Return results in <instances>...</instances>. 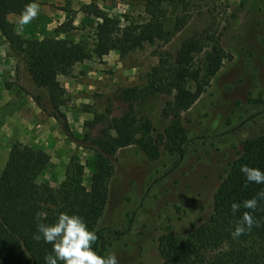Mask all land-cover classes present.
<instances>
[{"label": "rangeland", "instance_id": "rangeland-1", "mask_svg": "<svg viewBox=\"0 0 264 264\" xmlns=\"http://www.w3.org/2000/svg\"><path fill=\"white\" fill-rule=\"evenodd\" d=\"M50 1L38 0L37 17L23 28L16 23L18 17H8L21 41L66 39L82 42L90 49L99 22L93 11L117 18L121 25L126 18L134 22L143 18L142 6L136 0H79L75 5L69 0ZM214 2L215 17L195 15L162 48L144 45L124 56L111 51L101 59L92 57L75 65L68 77H58L68 134L55 120L57 127L49 126L52 118L32 100L38 96L50 112L46 93L34 86L22 55L12 50L0 34V171L9 151L4 144L14 134L20 144L32 143L39 128L45 126L46 136L37 142L52 145L47 152L51 162L39 181L55 187L62 181L71 157L83 164L91 158L75 143L82 137L83 124L94 114H104L106 108L112 109V116H119L122 106L115 95L125 88L142 87L150 69L158 63V52L174 56L182 42L200 35L215 18L216 34L231 59L225 61L198 101L181 115L180 125L189 140L184 157L179 159L163 148L154 161L135 147L117 152L107 203L96 229L122 232L131 226L130 232L117 241L107 236L106 255L114 253L118 264H160L158 237L167 232L183 235L190 223L207 216L213 195L238 157L241 144L264 138V0H248L242 7L240 0ZM233 10L238 12L237 20L223 29ZM166 100L157 96L135 104L137 116L146 118L159 135H164L170 123L161 117ZM6 121L8 128L4 131ZM88 178L89 171L85 170L86 188Z\"/></svg>", "mask_w": 264, "mask_h": 264}, {"label": "trees", "instance_id": "trees-1", "mask_svg": "<svg viewBox=\"0 0 264 264\" xmlns=\"http://www.w3.org/2000/svg\"><path fill=\"white\" fill-rule=\"evenodd\" d=\"M136 1L142 6L143 18L139 22L126 18L121 25L119 19L93 11L99 22L94 28L92 47L88 49L82 42L66 39L21 41L7 16L18 17L29 0H0V34L12 50L22 55L34 86L47 95L50 112L42 105L41 98L36 96L32 100L65 134L69 130L61 112L63 91L58 77H68L75 65L92 57L101 59L111 51L124 56L144 45L162 48L192 17L214 15L216 8V0ZM245 2L248 0H240V7ZM214 17L200 35L182 42L174 56L158 52V63L150 69L142 87L125 88L115 95V101L122 106L119 116H112V109L106 108L104 114H94L83 124L82 137L75 143L91 158L83 164L77 157H71L57 186L39 181L50 161L45 151L20 143L10 147L0 171V264H44L52 245L43 239L36 241L33 236L38 223L54 222L59 212L80 216L96 232L97 240L92 247L99 255L106 256L107 236L117 241L130 232V225L122 232L96 229L107 203V187L117 152L135 147L154 161L163 148L179 159L184 157V146L189 140L180 125L181 115L198 101L225 61L231 59L216 34L218 25ZM237 18L238 12L233 10L223 29ZM157 96L167 99L161 109V117L170 122L164 135L156 134L152 124L138 117L134 110L135 104ZM242 165L264 171V138L241 144L238 157L213 195L207 216L190 223L183 235L167 232L158 237L160 264H264V199L258 200L255 210L241 207L235 214L231 211L233 202L240 204L264 191V184L246 181L240 171ZM85 170L89 171L88 188L83 184ZM244 212H249L256 223L250 231L234 239L230 232ZM38 213L46 215L38 218Z\"/></svg>", "mask_w": 264, "mask_h": 264}, {"label": "clouds", "instance_id": "clouds-1", "mask_svg": "<svg viewBox=\"0 0 264 264\" xmlns=\"http://www.w3.org/2000/svg\"><path fill=\"white\" fill-rule=\"evenodd\" d=\"M39 11L40 6L36 0H29L18 16L17 25L23 28L30 24ZM240 171L247 182L264 184V171L259 168L242 165ZM260 199H264V191L240 204L233 202L231 211L235 214L241 207L255 210ZM45 215V213H38L37 217L43 218ZM255 223L252 215L244 212L230 235L234 239L239 238L246 231H250ZM33 239L36 241L43 239L44 243L52 245L51 253L44 257V264H118L114 253L105 256L93 250L92 245L97 240L96 232L90 230L84 220L76 214L59 212L54 222L38 223Z\"/></svg>", "mask_w": 264, "mask_h": 264}, {"label": "crops", "instance_id": "crops-1", "mask_svg": "<svg viewBox=\"0 0 264 264\" xmlns=\"http://www.w3.org/2000/svg\"><path fill=\"white\" fill-rule=\"evenodd\" d=\"M45 1L51 3L50 0H45ZM60 1H62V0H56L55 2H60ZM69 1H71V2L73 3V5H75V3L78 2L79 0H69ZM80 1H86V0H80ZM36 2L38 3V0H36ZM9 16L16 17V16H13V15H8V16H7V20H8V21H10V20L8 19ZM9 23H10V22H9ZM7 45H8V44H7ZM80 118H81V120H83V117H80ZM49 126H50V127H55V126H56V123H55V121H54L53 119H49ZM56 127H57V126H56ZM7 128H8V121L5 122V128H3L4 131H6ZM46 131H47L46 127H45V126H41V127L39 128V130L36 132V134L34 135V137L32 138L33 141L35 140V141H34L35 143H33V141H32V143H29V144L27 143V144H23V145H25V146H27V147H31V148H40V149H42L43 151H45V152L47 153L49 150L52 149V145H48V144L43 143V142H40V143L37 142L38 139H39V137H42L43 135L46 136ZM48 135H51V134H48ZM48 135H47V136H48ZM4 143H5V142H4ZM14 143H22V141L19 140V138H18V136H17L16 134H14V135L11 137V139H9L4 145L7 146V147L10 149V147H11ZM58 144H59V142L56 143V146H58ZM56 153L58 154L57 151H56ZM47 154H48V153H47ZM49 157H50V156H49ZM49 162H51V158H50V161H49Z\"/></svg>", "mask_w": 264, "mask_h": 264}]
</instances>
